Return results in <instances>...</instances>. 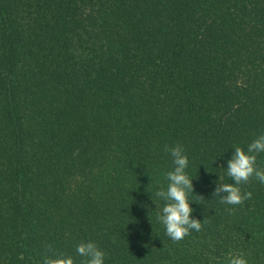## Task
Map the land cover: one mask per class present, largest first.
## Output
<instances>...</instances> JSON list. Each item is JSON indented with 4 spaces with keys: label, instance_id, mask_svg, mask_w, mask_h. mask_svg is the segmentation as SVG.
<instances>
[{
    "label": "trees",
    "instance_id": "1",
    "mask_svg": "<svg viewBox=\"0 0 264 264\" xmlns=\"http://www.w3.org/2000/svg\"><path fill=\"white\" fill-rule=\"evenodd\" d=\"M262 133L264 0H0V264H81L82 241L104 264H264V184L213 195ZM177 144L202 223L179 242L155 195Z\"/></svg>",
    "mask_w": 264,
    "mask_h": 264
},
{
    "label": "clouds",
    "instance_id": "2",
    "mask_svg": "<svg viewBox=\"0 0 264 264\" xmlns=\"http://www.w3.org/2000/svg\"><path fill=\"white\" fill-rule=\"evenodd\" d=\"M233 149L234 153L227 161L226 170L234 183L217 184L213 195L220 196L222 204L242 205L250 200L253 194L250 191H242L240 185L249 183L252 177L264 184V168L257 166V155L264 153V133L252 140L246 151L240 146H234ZM164 151L170 154L174 169L166 173L169 181L167 190L161 188L155 193L157 197L166 201L157 219L165 226L166 235L171 240L179 242L188 236L191 230L199 232L202 223L192 217L194 209L188 200V194L194 193V186L193 179H190L186 173L189 160L183 146L165 145ZM75 250L77 255L85 258L81 264H104L106 254L94 242L82 241L77 244ZM47 252L51 255H45L43 264H75L73 257L56 253L51 246H48ZM226 264H248V261L243 253H229Z\"/></svg>",
    "mask_w": 264,
    "mask_h": 264
}]
</instances>
